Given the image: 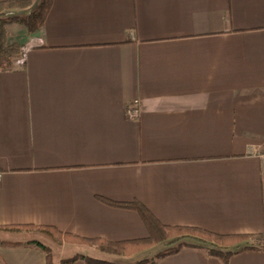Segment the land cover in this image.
<instances>
[{"label":"crops","instance_id":"0c3cea01","mask_svg":"<svg viewBox=\"0 0 264 264\" xmlns=\"http://www.w3.org/2000/svg\"><path fill=\"white\" fill-rule=\"evenodd\" d=\"M6 29L23 50L42 45L0 69V264H47L30 240L3 238L9 227L148 236L139 213L106 201H140L165 225L264 233V0H53L36 35ZM59 245L69 255L52 251L57 264L118 263ZM149 259L225 264L187 246ZM227 264H264V250Z\"/></svg>","mask_w":264,"mask_h":264},{"label":"trees","instance_id":"16d2710c","mask_svg":"<svg viewBox=\"0 0 264 264\" xmlns=\"http://www.w3.org/2000/svg\"><path fill=\"white\" fill-rule=\"evenodd\" d=\"M53 0H9L0 2V69H10L23 53L20 44L9 43L6 26L19 22L26 28L27 35L33 36L40 32L51 11ZM21 10L23 14H13L11 11ZM110 206L134 210L141 216L148 230V236L121 242H109L99 238H83L70 233H63L57 228L49 226H15L7 229L28 230L39 229L51 238L62 243L83 244L95 247L97 250L117 256H130L156 245L167 243L166 249L156 258L160 259L178 252L183 247H195L206 251L209 256L220 259L227 264L238 251L247 249L264 250V233L260 234H219L194 226H170L162 224L140 201L117 203L106 201ZM6 244H16L6 242ZM28 245L37 246L47 253V264H57L51 249L39 241L30 240ZM83 260L88 264H116L106 260H99L83 255L64 258L59 264H75ZM153 260L141 261L136 264H150Z\"/></svg>","mask_w":264,"mask_h":264},{"label":"rangeland","instance_id":"374dc122","mask_svg":"<svg viewBox=\"0 0 264 264\" xmlns=\"http://www.w3.org/2000/svg\"><path fill=\"white\" fill-rule=\"evenodd\" d=\"M11 12L13 13V14H10L12 16L17 15V14H23L21 10H13ZM3 238L21 239V240H24V239L39 240V241L44 242L46 245H48L51 248V251L56 252L58 254L69 255V253L67 252L65 253L64 250H62L61 245H59V242H57V240L51 238L50 236L46 235L44 232L40 230L28 229V230H20L16 232L15 231H11V232L3 231ZM163 246L164 245H159L155 247L150 253H144L136 257H133V256L138 253L130 255V256H119L118 263L116 264H123V263L136 264L141 261L152 260L149 258H152V257L155 258L157 255L154 256V253L161 250ZM145 251H142V252H145ZM142 252H139V253H142ZM120 257H133V258L130 260H124V259H121Z\"/></svg>","mask_w":264,"mask_h":264},{"label":"built area","instance_id":"2783aa9c","mask_svg":"<svg viewBox=\"0 0 264 264\" xmlns=\"http://www.w3.org/2000/svg\"><path fill=\"white\" fill-rule=\"evenodd\" d=\"M41 45L42 42L36 39H33L30 42H28L27 45L24 47L22 55L15 61V65L16 66L23 65L25 62L26 53L35 47H41ZM140 113H141V108L139 101H135L133 105L127 110V116L130 119H137L140 116Z\"/></svg>","mask_w":264,"mask_h":264}]
</instances>
